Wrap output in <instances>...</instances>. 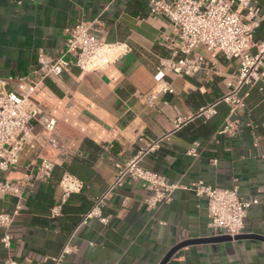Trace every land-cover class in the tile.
I'll list each match as a JSON object with an SVG mask.
<instances>
[{"label": "crops", "instance_id": "0c3cea01", "mask_svg": "<svg viewBox=\"0 0 264 264\" xmlns=\"http://www.w3.org/2000/svg\"><path fill=\"white\" fill-rule=\"evenodd\" d=\"M256 4L264 14V0ZM79 20L98 21L94 35L117 54L104 69H70L46 79L31 95L56 120L53 137L58 148H37L4 174L12 182L27 183L21 200L0 197L1 212L11 214L17 203L21 206L7 230L10 248L0 241V264L9 257L49 264L45 259L60 252L93 198L113 181L114 163L141 151L140 167L180 188L170 202L147 211L144 199L149 192L142 182L126 180L106 199V225L91 219L78 227L72 240L76 251L66 264H159L180 243L213 238L206 198L185 189L199 181L220 189L236 187L242 199L257 198L258 204L247 213L243 238L187 245L166 264H264V240L254 238H264V91L249 89L247 111L236 118V134H219L229 107L216 104V114L207 119L202 111L228 92L236 64L198 49L206 60L201 72L195 77L168 73L165 81L173 92L147 104L144 97L158 86L155 74L170 60L168 42L174 35L165 18L148 16L147 0H0L1 76L29 75L40 53L57 57L65 48L64 30ZM263 39L264 22L253 35L255 42ZM35 131L47 137L39 125ZM194 143L198 147L193 157L187 151ZM40 151L54 161L47 181L31 177ZM74 162L87 167L83 179L66 170ZM65 175L83 186L62 202L60 181ZM59 205L60 213L51 217L50 210ZM3 233L0 229V239Z\"/></svg>", "mask_w": 264, "mask_h": 264}, {"label": "built area", "instance_id": "2783aa9c", "mask_svg": "<svg viewBox=\"0 0 264 264\" xmlns=\"http://www.w3.org/2000/svg\"><path fill=\"white\" fill-rule=\"evenodd\" d=\"M147 9L150 18H165L174 35L168 42L170 60L155 74L158 86L154 92L144 97L146 103L152 105L159 96L173 92L170 84L165 81L168 73L178 77H195L201 72L206 60L197 52L198 49L221 55L224 59L235 62L236 71L227 82L228 92L202 113L207 119L216 114V104H226L229 107V117L219 134L235 135L239 124L236 118L247 111L245 100L249 89L257 87L264 91V39L256 42L253 40L255 31L264 22V14L260 12L256 0H147ZM97 26L98 21L79 20L72 27L66 28L65 48L57 57L40 53L37 64L29 75L2 77L0 74V197L11 195L21 200L26 180L15 183L6 179L4 174L16 169L21 159L37 148H58L53 137L57 127L56 120L45 114L31 97L37 86L46 79L59 77L65 70L91 72L104 69L116 56L112 46L94 35ZM37 125L47 137L35 131ZM165 137L152 142L149 149L157 147ZM197 147L198 144L194 143L187 155L196 156ZM143 154L144 151H141L125 162L114 163L113 181L105 191L93 198L90 209L82 215L78 227L91 219H97L106 225L109 219L102 212L106 199L126 180L142 182L149 192L144 199L147 211H154L171 201L180 187L169 184L163 176L140 167L139 161ZM38 159L39 164L35 165L31 177L47 181L51 178L54 161L42 151L39 152ZM82 186V182L75 177L63 176L60 181L62 202L70 193L80 192ZM185 189L196 197L206 198L207 228L213 237L234 238L240 235L249 209L258 204L257 198L242 199L236 187L220 189L199 181ZM61 208V205L53 207L50 210L51 217L57 216ZM20 209V203H17L11 214L0 211V229L4 231L0 241L5 249L10 248L7 230ZM78 227L68 235L60 252L47 257L45 262L66 264V258L76 251L72 240ZM5 264L27 263L9 257Z\"/></svg>", "mask_w": 264, "mask_h": 264}, {"label": "water", "instance_id": "95a60500", "mask_svg": "<svg viewBox=\"0 0 264 264\" xmlns=\"http://www.w3.org/2000/svg\"><path fill=\"white\" fill-rule=\"evenodd\" d=\"M243 238L242 235H237L234 238H231L229 236H222V237H213L211 239L208 240H190V241H185L183 243H180L178 245H176L175 247H173L167 254L166 256L162 259V261L159 264H166V262L168 261V259L180 248H183L187 245L190 244H194V243H202V242H221V241H231V240H236V239H240ZM254 238H258L260 240H264L263 237H259V236H255Z\"/></svg>", "mask_w": 264, "mask_h": 264}, {"label": "trees", "instance_id": "16d2710c", "mask_svg": "<svg viewBox=\"0 0 264 264\" xmlns=\"http://www.w3.org/2000/svg\"><path fill=\"white\" fill-rule=\"evenodd\" d=\"M84 144L92 146L94 151H98L99 150V147L94 146L93 143H91L89 141H85ZM66 170L70 174H72V175H74V176H76V177H78L80 179H83L84 175H87L89 173L86 166H84V165L83 166L82 165H78L77 166L75 164V162L72 165L67 166ZM82 202H83V205L85 203H87L84 198H82Z\"/></svg>", "mask_w": 264, "mask_h": 264}]
</instances>
